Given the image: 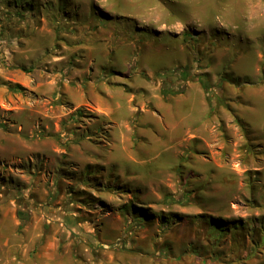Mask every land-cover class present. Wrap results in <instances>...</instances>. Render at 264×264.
<instances>
[{
    "label": "rangeland",
    "instance_id": "rangeland-1",
    "mask_svg": "<svg viewBox=\"0 0 264 264\" xmlns=\"http://www.w3.org/2000/svg\"><path fill=\"white\" fill-rule=\"evenodd\" d=\"M233 2L0 0V261L34 206L104 264H264V0Z\"/></svg>",
    "mask_w": 264,
    "mask_h": 264
},
{
    "label": "crops",
    "instance_id": "crops-1",
    "mask_svg": "<svg viewBox=\"0 0 264 264\" xmlns=\"http://www.w3.org/2000/svg\"><path fill=\"white\" fill-rule=\"evenodd\" d=\"M235 4V0L233 2V5ZM179 26L175 28V32L174 35L176 36H180L182 35V33L187 31V26H185L184 24H178ZM222 27H224L222 25ZM202 32V34L204 36H209L211 34H213V32L215 31V28L212 27H203V29L199 30ZM226 31V30H224ZM221 32V31H219ZM224 33V32H221ZM228 36H231L230 34L227 33ZM211 48H213L212 46H210ZM208 49V45L206 43V45H202L201 50H206ZM217 49V47L213 48V52H216L215 50ZM209 50V49H208ZM207 51V50H206ZM208 53V51H207ZM201 90H204L202 87H199ZM205 92V91H204ZM158 99V97H157ZM160 100L158 99V102ZM144 103L141 104V108H145V106L143 105ZM158 105V103H157ZM164 104L161 103L159 107L162 108ZM204 117L205 120L204 122L201 121V124L198 123L199 126H197L196 130L198 131V134H194L193 132L190 133V143L192 138H195L196 136H201V129H203L205 126L207 125H214V121L217 118H215L216 113H211V105L209 102V99L207 98L206 94H205V101H204ZM99 110L102 112L101 108H99ZM192 109H189V111H187L186 115H189L190 117H192L193 115H201V113L196 114L195 112L191 111ZM133 111V110H132ZM158 111V110H157ZM213 112V111H212ZM103 113V112H102ZM160 113V111H159ZM169 113V112H168ZM203 117V118H204ZM215 119V120H214ZM212 120V121H210ZM219 121H221L219 119ZM220 123V122H218ZM222 123V121H221ZM220 123V124H221ZM248 124V123H247ZM130 128V127H129ZM133 129V127H132ZM130 128V132H132V130ZM133 139V138H132ZM192 144V143H191ZM197 163V162H196ZM200 172V169H198ZM196 175V173H193ZM203 174V173H202ZM176 175V172H170L168 173L166 176L157 179L156 181L152 182V186L148 185L150 187H148L147 189H137L140 193L143 191L144 193H148V192H154L156 194H158V191H160L159 189H161L160 187L163 186V183L170 177V176H174ZM202 176V175H201ZM179 177L182 179L184 178L182 176V174H179ZM192 179V178H191ZM186 180V179H185ZM195 180V179H194ZM128 189H130L131 191H136L134 188H130L129 186H127ZM72 206V205H71ZM71 206H65V207H58L62 210V214H60L62 217L64 216L63 222L61 224H67V223H73V224H80L84 221H77L79 218L78 216L79 214V210H77L78 213H76L73 208ZM40 210L38 207H29L28 213L31 214V218L30 221H27V223H25L22 227H20V221L18 218L12 219L10 218V224L12 225L13 229L19 227L20 231H22L21 233H14V237L12 239V245L10 246V250H11V255L6 259V260H1L0 264H104L106 259H101L99 261H96L94 259V257L92 255L89 254H75L72 250H71V245L74 242V239L72 240L71 237H67L65 240L67 243L63 244V252H58L59 249V243H56V241L54 239L49 240L48 238V234L45 231V221L38 216L37 212ZM10 211V209L8 210V212ZM19 212V209H18ZM17 212V213H18ZM1 217L0 220H2V218L7 215V212L4 211V209H2L1 211ZM33 214V215H32ZM78 218V219H77ZM81 220V219H80ZM88 222V220H86ZM67 222V223H66ZM68 225V224H67ZM0 228H1V224H0ZM2 233L0 232V240L2 241ZM9 243H7L8 245ZM10 252V251H9ZM110 262V259L108 260V263Z\"/></svg>",
    "mask_w": 264,
    "mask_h": 264
},
{
    "label": "trees",
    "instance_id": "trees-1",
    "mask_svg": "<svg viewBox=\"0 0 264 264\" xmlns=\"http://www.w3.org/2000/svg\"><path fill=\"white\" fill-rule=\"evenodd\" d=\"M180 91H182V90H180ZM78 111H80V109ZM28 208H29V206H28ZM28 208H25L24 206L19 208V212L18 213H19V216L23 220L21 222V224H20V227H22L28 221V218H27L28 217V211H27ZM146 208L147 207H137L134 210V214H135L136 220L139 223H141L142 221H145V223L147 222V216L144 214V211H147Z\"/></svg>",
    "mask_w": 264,
    "mask_h": 264
}]
</instances>
